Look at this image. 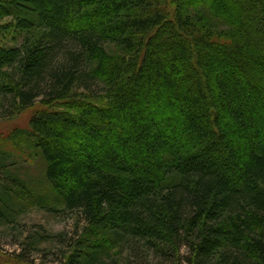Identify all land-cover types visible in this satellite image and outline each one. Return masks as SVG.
<instances>
[{
	"label": "trees",
	"instance_id": "obj_1",
	"mask_svg": "<svg viewBox=\"0 0 264 264\" xmlns=\"http://www.w3.org/2000/svg\"><path fill=\"white\" fill-rule=\"evenodd\" d=\"M0 110L78 220L60 264H264V0H0Z\"/></svg>",
	"mask_w": 264,
	"mask_h": 264
},
{
	"label": "rangeland",
	"instance_id": "obj_2",
	"mask_svg": "<svg viewBox=\"0 0 264 264\" xmlns=\"http://www.w3.org/2000/svg\"><path fill=\"white\" fill-rule=\"evenodd\" d=\"M31 114L32 111L29 110L18 116L8 117L0 110V146L3 145L10 150L14 153L13 159L20 161L18 170L20 168V174L30 181L27 190L31 193L27 199L21 200L24 209L19 213L16 222L0 224V264H60L58 259L60 247L53 240L59 234L72 236L77 226L76 216L60 215L50 210L49 207L56 205L52 201L55 195L51 194L42 176V161L33 158L34 154L26 147L19 148L6 143L13 132L27 127ZM41 196L47 197L42 202L44 207L37 204ZM40 233L46 234L47 237L39 244V250L29 252L26 258L20 257L23 253V244L30 236Z\"/></svg>",
	"mask_w": 264,
	"mask_h": 264
}]
</instances>
